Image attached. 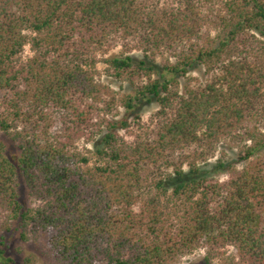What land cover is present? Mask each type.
<instances>
[{
  "label": "trees",
  "instance_id": "16d2710c",
  "mask_svg": "<svg viewBox=\"0 0 264 264\" xmlns=\"http://www.w3.org/2000/svg\"><path fill=\"white\" fill-rule=\"evenodd\" d=\"M117 39L144 54L107 60L132 85L122 114L96 69ZM0 93L18 140L0 151V215L23 239L46 234L52 264H178L225 246L264 264V0H0ZM151 102L143 128L134 112ZM96 137L89 165L76 142ZM219 143L236 156L207 163ZM0 264H17L4 240Z\"/></svg>",
  "mask_w": 264,
  "mask_h": 264
},
{
  "label": "rangeland",
  "instance_id": "374dc122",
  "mask_svg": "<svg viewBox=\"0 0 264 264\" xmlns=\"http://www.w3.org/2000/svg\"><path fill=\"white\" fill-rule=\"evenodd\" d=\"M157 5H164L173 0H151ZM31 55V50L28 45L24 47L21 53V58ZM119 55H132L137 58L143 57V52L136 46V42L131 39H117L112 42L111 45L105 46L96 52L97 63L96 69L98 71L97 78L99 81L105 85L108 89V95H113L115 97V103L120 114L123 113L124 107L120 103L121 99L127 95L132 94V85L129 83L127 76L118 77L115 71L108 63V59ZM157 63L160 62V58H156ZM190 76L196 77L199 81H203L205 76L203 74L202 68L193 69L190 72ZM180 88L183 87L184 79L179 80ZM2 93H0V97ZM158 109L156 102H151L149 104H144L141 108L136 110L140 117V123L144 128L150 124L153 114ZM122 133V132H121ZM16 132L14 130L3 131L0 129V151L1 148L13 149L17 145ZM86 140L81 138L76 142V153L83 155L89 159V165L96 164L98 162V155L95 151V141ZM236 156V151L233 149H228L224 144L219 143L215 148L212 155L208 156L207 163L213 164L218 159H228V157L233 158ZM212 165L205 167L210 169ZM183 168L187 169V164H183ZM171 170V168H169ZM215 176L220 180L226 178L225 172L213 173L210 172V176ZM23 193L26 197L28 206L36 207L41 201L35 197L30 196L28 189L24 186L22 182ZM170 193V191L168 192ZM153 194V190L149 191L145 189L142 194L136 199L137 205H146L148 196ZM162 200V198H161ZM178 208V206H176ZM176 210V209H175ZM178 213L177 215H180ZM4 225H8L12 230L15 228L14 221L0 215V242L4 240L8 246L9 255L16 261L17 264H52L49 252V244L46 234H37L33 236L31 233L27 232L26 239L21 237V230L7 231ZM4 238V239H3ZM237 261L236 252L233 246H225L218 249L215 252L207 253V250L203 247H198L183 256L178 264H233Z\"/></svg>",
  "mask_w": 264,
  "mask_h": 264
}]
</instances>
